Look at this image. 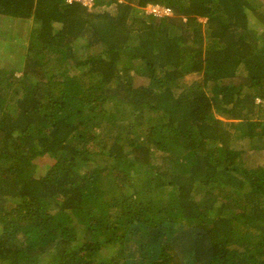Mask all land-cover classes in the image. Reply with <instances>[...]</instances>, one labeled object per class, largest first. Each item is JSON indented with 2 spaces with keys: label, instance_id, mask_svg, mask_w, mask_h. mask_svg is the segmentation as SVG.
Returning a JSON list of instances; mask_svg holds the SVG:
<instances>
[{
  "label": "trees",
  "instance_id": "obj_1",
  "mask_svg": "<svg viewBox=\"0 0 264 264\" xmlns=\"http://www.w3.org/2000/svg\"><path fill=\"white\" fill-rule=\"evenodd\" d=\"M250 14L264 17L251 0H0V18L31 25L22 68H0V264H264V164L246 167L229 130L264 152ZM103 121L106 161L86 135Z\"/></svg>",
  "mask_w": 264,
  "mask_h": 264
},
{
  "label": "rangeland",
  "instance_id": "obj_2",
  "mask_svg": "<svg viewBox=\"0 0 264 264\" xmlns=\"http://www.w3.org/2000/svg\"><path fill=\"white\" fill-rule=\"evenodd\" d=\"M260 12V14L264 15V0H251ZM260 9V10H259ZM99 10H106L108 12L114 13L115 9L113 5L110 6H103ZM261 15V16H262ZM259 15H252L250 14L249 16V26L258 32H264V17L259 18L256 17ZM6 25V26H5ZM31 28L30 22L26 20H12L9 19V22L5 21L4 19L0 18V68H10V67H20L22 68L23 66V61H24V54H25V48L26 42L28 39V31ZM262 34V33H258ZM80 43V44H79ZM75 49L79 50L78 48H81L84 44L83 42H79ZM89 49H85L82 52L79 50L77 54V62L84 60L86 57V54L89 52ZM94 50V49H93ZM55 64L54 61L51 59L49 61H46L43 63V70L46 71L52 67V65ZM80 72L82 68H79ZM83 69H85L83 67ZM72 74V72H71ZM14 75L16 77L20 76L19 72H15ZM132 75H134V83L137 85H142L146 84L147 80L143 77H139L132 72ZM199 79L198 76H186L184 81L179 82V90H177V94L182 90L188 87L189 83L192 81H197ZM4 93V92H3ZM8 92L4 93L5 95ZM206 93L208 96H211V92H209V88L206 89ZM256 106L259 110H254L253 116H251L252 119H263L264 118V101L263 103L261 102L260 104H257ZM258 113L259 115H255ZM153 116V115H152ZM215 117L217 119H220L224 122L230 121L227 120L224 117L219 116L218 114L215 113ZM236 123V122H235ZM230 132L233 133L236 138L232 142V147L236 148V150L243 149L246 151V154L244 155L243 159L245 162V166L249 168H255L259 167L264 164V152H254L247 150V138L244 136V131H239L235 129H230ZM114 131H117L113 127L109 126L108 123L103 121L101 123V126L99 125L98 127L92 128V130L87 133V141H92L90 146L95 150L94 153H97V159H100L102 161H106V158L104 155H102L103 147H108L111 145L112 142V136L114 134ZM79 148H84V146H78ZM93 153V154H94ZM54 160L48 156H44L41 158H37L36 160V165H38L37 169V175L43 174L49 166L52 165ZM166 163V162H165ZM79 168L77 169L80 172H87L94 167H96L95 160L92 162H83L79 163ZM159 170H162L161 168ZM168 190V189H167ZM165 194H169V192H165ZM165 198V196H164ZM219 205V203H216ZM112 251L109 249H104L103 250V257L106 260L107 258L111 257Z\"/></svg>",
  "mask_w": 264,
  "mask_h": 264
},
{
  "label": "built area",
  "instance_id": "obj_3",
  "mask_svg": "<svg viewBox=\"0 0 264 264\" xmlns=\"http://www.w3.org/2000/svg\"><path fill=\"white\" fill-rule=\"evenodd\" d=\"M79 3L87 9H91L94 5V0H65V3ZM145 15H149L158 19L169 18L173 15L171 8L160 4H146L143 8Z\"/></svg>",
  "mask_w": 264,
  "mask_h": 264
},
{
  "label": "clouds",
  "instance_id": "obj_4",
  "mask_svg": "<svg viewBox=\"0 0 264 264\" xmlns=\"http://www.w3.org/2000/svg\"><path fill=\"white\" fill-rule=\"evenodd\" d=\"M144 8V7H143ZM143 8H142V12H143ZM170 8V7H169ZM143 14H144V12H143ZM145 15V14H144ZM173 16V15H172ZM171 16V17H172ZM183 21H185V18L183 19ZM198 21L200 22V23H205V19H201V18H199L198 19ZM260 102V100H258V99H256L255 100V103H259Z\"/></svg>",
  "mask_w": 264,
  "mask_h": 264
}]
</instances>
